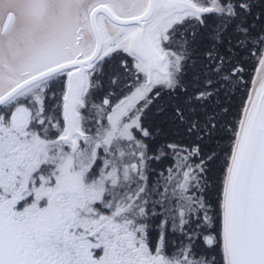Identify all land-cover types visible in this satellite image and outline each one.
<instances>
[{"label":"snow or ice","instance_id":"1","mask_svg":"<svg viewBox=\"0 0 264 264\" xmlns=\"http://www.w3.org/2000/svg\"><path fill=\"white\" fill-rule=\"evenodd\" d=\"M0 264H264V0H0Z\"/></svg>","mask_w":264,"mask_h":264},{"label":"trees","instance_id":"2","mask_svg":"<svg viewBox=\"0 0 264 264\" xmlns=\"http://www.w3.org/2000/svg\"><path fill=\"white\" fill-rule=\"evenodd\" d=\"M177 139H179L178 137H177ZM211 199H214V196H212V197H210Z\"/></svg>","mask_w":264,"mask_h":264}]
</instances>
